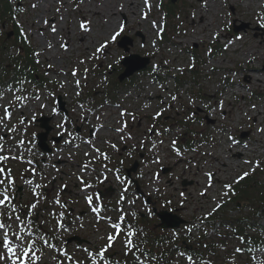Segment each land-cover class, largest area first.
I'll return each instance as SVG.
<instances>
[{"label": "rangeland", "instance_id": "374dc122", "mask_svg": "<svg viewBox=\"0 0 264 264\" xmlns=\"http://www.w3.org/2000/svg\"><path fill=\"white\" fill-rule=\"evenodd\" d=\"M169 1L14 0V6L19 4L15 23L23 30L29 45L35 50L37 76L41 78V85L30 82L15 85L11 82L0 87V142H5V146L1 148L5 152L2 155L7 157L3 164L6 173L11 168L13 185H17H14V189L10 186L4 189L5 184H0L2 191L6 190L11 198L10 202L0 207V218L4 219L2 222L6 225L4 229H0V241L5 239L6 233L7 238L16 245L19 243L16 237L20 236L27 247L37 237V227L42 229L46 237L47 234L56 236L55 242L53 239L52 243L39 252L41 261L31 259L30 264H96L95 258L85 249L100 252L109 244V235L115 239L105 253L112 252L114 257V253H119L122 258L130 253L129 245L126 246L128 238H117L106 222L95 221L97 217L91 213L84 217L80 212L89 210V202L85 196L92 192L89 183H95L96 179L102 177L97 173L103 166L101 162L105 160L102 152L110 153L109 145H113V142L118 146L132 143L129 127L131 124L137 126L139 119H142L143 129H147V134L155 115L179 117L175 114L176 110L181 112L186 109L185 116L181 118L184 120L189 119V114L193 111L203 110L201 115L217 121L214 126L196 120L190 125L203 133L199 137H193L200 141L197 153L186 155L185 160L193 156L195 161L192 162L200 167L205 164L202 171L206 176L195 168H186L187 161L175 165L176 174L187 182L184 186L187 191L182 194L183 197L181 193L177 194V190L181 188L180 180L176 181L174 178L167 186L164 181H167L168 175L156 179L155 187L159 195L166 198L169 190L172 192L174 205L182 200L185 202L186 212L180 211L184 217L195 221L196 217L210 213L214 205H219L222 201L219 189H224L222 183H233L243 171L252 174L254 165L246 164L245 160H261L263 168L252 174V180L264 183V29H261L264 25L258 19L264 14V0H251L247 7L244 6L245 0H215L217 14L209 0L206 6L205 0H177L173 4L175 14L167 17L163 5L168 7ZM124 9L126 13L123 12ZM201 15L205 16V26H201ZM82 23L87 30L80 27ZM121 26L123 31H120ZM241 27L244 28L238 33L233 31L234 28ZM8 30L3 29L0 24V38ZM116 32H120V35L113 41L111 37ZM121 35L132 42L131 46L128 45L129 53L118 46ZM101 44H106V47L98 51ZM215 47L220 48L215 51ZM15 53L16 48L9 50V54ZM131 54L150 58L148 68L126 79L121 85L117 84L118 88H112L111 83L122 73L121 61ZM192 68L197 74V84L191 73H185ZM4 77L0 70V80ZM179 77L184 81V89L177 86L176 79ZM75 87L85 89L86 93L99 92L100 100L105 99L109 93L113 101L108 100L107 104L98 105L95 102L98 97L90 99L88 96H80V91ZM197 91L207 98L201 100L195 96ZM59 97L69 109L71 120H64L65 115L60 114L62 111L56 112L55 100ZM83 97L91 101L84 102L80 99ZM168 104L172 107L174 104V109L167 110L170 107ZM7 106L12 109L9 120L3 115ZM41 114L52 116L51 124L54 126L63 122L65 125L69 124L70 128L72 124L82 125L84 128L102 127L100 130L95 129V137L87 135L91 143L87 139L85 141L89 144L78 143L79 148H84L85 144L96 145L90 153L92 155L98 150L94 159H98L101 164L98 167L91 164L97 172L93 171L92 166L86 169L88 166L83 157L88 146L83 151L66 146L42 160L46 156L34 142L36 134L41 131L35 125V120ZM123 116L128 118L124 127L118 123L119 120H124ZM114 129H125L128 132L118 135ZM57 132L54 131L53 134ZM173 132L179 134L185 131L176 127ZM245 133H248L247 138L242 139L241 135ZM164 138L166 145L162 144L160 147V143L156 146L149 145L147 138V151L151 156L158 154L161 149L163 164L172 166L177 159L167 156L172 148L169 136ZM171 138L179 141L180 136ZM35 167L40 169L42 175L38 177L41 178L38 181L39 191L41 184L47 181H52L56 188L67 186L68 189L62 196L64 200L59 206L56 202L50 209L49 204H54L53 200H47L40 192L35 194L33 186L37 185H33L32 177H28L30 169ZM149 171L154 178L160 168L148 160L144 163L143 175ZM210 172L214 174L215 184H211L209 190L206 178ZM20 173L26 174V177ZM0 180L6 182L11 179L0 174ZM106 186H110V182ZM144 186L148 187V184L145 183ZM17 187H23V194L15 191ZM112 188L111 196L117 198V184ZM202 192L207 194L204 196ZM63 201H67L66 207L63 206ZM161 202L165 204L166 199ZM33 204L36 205L35 208L31 207ZM114 204L118 208L116 201ZM69 208L74 210L73 224L70 223L72 220L63 217L69 212ZM136 208L137 211L141 209L139 206ZM58 209L59 213L53 212ZM233 216H239L238 212ZM108 217L117 219L118 209L110 211ZM156 222L157 220L151 219L146 223L154 225ZM253 223L260 229L264 226V218L255 217ZM218 232H224V229L214 230L215 234ZM194 235L197 236V233L194 232ZM68 239L71 242H67ZM235 249H238L237 244L227 247L226 251L219 250L218 264H264V251L256 252L253 254L256 258L252 257L250 260L245 254L237 256ZM0 255L8 256L3 243H0ZM16 255L22 256L20 248H17ZM234 256L235 261H230ZM12 259L8 256L0 264H12ZM127 260V264L133 263L130 258ZM138 264L145 263L139 260ZM174 264L184 262L176 256Z\"/></svg>", "mask_w": 264, "mask_h": 264}, {"label": "flooded vegetation", "instance_id": "af4514ba", "mask_svg": "<svg viewBox=\"0 0 264 264\" xmlns=\"http://www.w3.org/2000/svg\"><path fill=\"white\" fill-rule=\"evenodd\" d=\"M181 89H183L182 87H180ZM195 96L197 95L199 98L202 99H206L207 97L205 96V94H202L201 92L197 91L196 94H194ZM179 100V99H178ZM166 104V103H165ZM164 104V105H165ZM173 107L171 106V104H168V106H170L167 110H171L174 109V104H172ZM180 106H182V104H180ZM186 109L182 110L181 112H179L178 110L175 111L176 116L179 117H169V116H165L163 118L158 117L157 115L155 116L154 119H152L151 121V126L148 129L149 133L147 134L146 130L143 129L144 124L142 123V119H139V122L137 123V126H134V124H131L129 127V135L132 137V139H130V141L132 143L130 144H123V145H117V144H111L109 146L110 148V153L108 152V161H107V166L105 167V171L107 170H112L114 177L115 175H118L120 179H127L128 181L130 180H140L141 178V170H142V162L147 160V144L145 143V140L148 138L149 145H154L156 144L157 141V137L163 133L164 129L166 127L169 128V130L171 132H173V126L176 127H180L182 128L183 126H185L187 128V130H192L191 133H187V137H182L183 141L189 140V142H191L193 145L198 146V144L200 143V141L196 138L193 137H199V135H202V130H194L192 128L191 123L193 121H199V122H204L206 123V125L208 126H214L216 125L217 121H214L213 119L209 118V116L207 115H201L203 114V110H197V111H193L191 114L186 115L189 116V119L191 118V120L189 121V119L184 120L181 119L182 117L185 116L186 114ZM135 114H133L134 116ZM133 121V120H132ZM162 121V122H161ZM124 124V122H123ZM184 128V127H183ZM185 129V128H184ZM55 130V129H54ZM84 129H80L79 131L76 129L74 133H72V136L74 137V140L77 139H83V135H85L84 133ZM54 132V131H53ZM128 130H123L121 131V133L119 135H122L123 133H127ZM89 135L92 137L93 136V131L91 130L89 132ZM142 135H144V137H142ZM53 136L50 135V138H52ZM134 137V138H133ZM138 163V168L136 169V171H134L132 173L131 176L128 175V170L130 168H132V166L135 163ZM152 162L156 163L157 162V158H155V156H153L152 158ZM172 173V172H171ZM173 179H169L167 184H171V181ZM250 188H253L252 186H250ZM105 192H111L112 190H110V187H106V183L102 184V189H100V193H102V191ZM183 190V189H181ZM185 191V189H184ZM247 195H249L248 191L246 192ZM111 195V193H110ZM249 199H251L250 196H247V202H246V208L247 211L249 210L250 207V202ZM137 202V200H136ZM157 202V201H156ZM240 207H243L244 205L242 203H239ZM248 214V212H247Z\"/></svg>", "mask_w": 264, "mask_h": 264}, {"label": "trees", "instance_id": "16d2710c", "mask_svg": "<svg viewBox=\"0 0 264 264\" xmlns=\"http://www.w3.org/2000/svg\"><path fill=\"white\" fill-rule=\"evenodd\" d=\"M167 9L169 16L175 14V8L171 5V2H169ZM8 13H10V7L4 4L0 12V20L7 19L8 17L12 19L10 15L8 16ZM15 33V42L19 44V31L15 29ZM20 41L22 46L21 49H19L15 55L9 56L7 55L8 50L5 48V41L3 42L0 40V69L7 74V77L14 76L16 80L26 78L27 81L37 82L35 74L36 63L32 54V49L22 38ZM8 71L9 73H7ZM189 72L193 74V76L196 75L194 68L189 70ZM178 82L182 83L180 79H178ZM263 192L264 191H262V195L258 199L261 205L260 208H264ZM140 244L141 247H143L142 253L148 258L153 259L155 264H170V246H168L167 237L163 235V233L160 231L145 233V235L140 238Z\"/></svg>", "mask_w": 264, "mask_h": 264}, {"label": "snow or ice", "instance_id": "6c2138e0", "mask_svg": "<svg viewBox=\"0 0 264 264\" xmlns=\"http://www.w3.org/2000/svg\"><path fill=\"white\" fill-rule=\"evenodd\" d=\"M206 4H207V0H205V6H206ZM33 7H35V5H33ZM258 19H259V22L262 25H264V15L259 16ZM80 27L82 29L87 30L86 27H85V25L83 23L80 25ZM53 31H55V28H53ZM120 31H123V26H121ZM119 35H120V32H116L114 35H112L111 39L113 41H115L116 40V37L119 36ZM241 39H242V37H241ZM104 47H106V44H101L100 49H98V51L103 50ZM17 99H19V97H17ZM4 113L8 117H10V115H11L8 112V109L7 108L4 109ZM5 159H7V157L0 156V160H5ZM256 163H257V167H259V162L257 161ZM4 171L5 170L3 168H0V174H3ZM209 176H211V173H209ZM247 176H248V173L245 172L241 177H239V179H244ZM9 182L12 183L13 181L10 180ZM3 183H4V181L3 180H0V184H3ZM226 187L230 189L231 188V185H226ZM91 199L92 198L89 197V202H91ZM10 200H11V198L7 194H5L3 196V198L0 199V205H5L6 202H10ZM31 207L32 208H35L36 205L33 204V205H31ZM94 211H96V209H94ZM121 220H123V217H121ZM5 227H6V225L3 222H0V229H4ZM112 227L114 229H120V224H118V223L117 224H113ZM118 234L119 233H117V235ZM16 239L19 241V243L16 244V245H13L12 240L11 239H8L7 238V234L5 233V239L3 241H0V243H3V247L7 250V253L8 254H11V256L13 257L12 264H29V260H30L29 253H32V256L33 257L35 256V253L32 252L31 244H29L26 247L25 246V242H24V240H23L22 237L17 236ZM114 239H115L114 236L109 235V237H108L109 244L104 249H101L100 250V252H99V255L100 256H103L104 255V252L107 250V248L108 247H111V243H112V241ZM240 239L243 240V237H241ZM32 243H34V242H32ZM128 245H131V240H128L127 241V245L126 246H128ZM17 248H20L21 249V251L23 253L22 256L16 255ZM85 251H87V249H85ZM237 251L238 252H241V251H243V249H237ZM7 259H8V256L7 255H0V261H4V260H7ZM189 259H191V258L189 257Z\"/></svg>", "mask_w": 264, "mask_h": 264}, {"label": "water", "instance_id": "95a60500", "mask_svg": "<svg viewBox=\"0 0 264 264\" xmlns=\"http://www.w3.org/2000/svg\"><path fill=\"white\" fill-rule=\"evenodd\" d=\"M173 2H176V0H172ZM238 31V29H237ZM128 40L127 38H123L119 42V46L123 48L126 52L130 51V48L128 45H131V40H128V43H125V41ZM150 60L148 58H143L139 55L131 54L130 56L126 57L124 61L122 62L125 70L120 76V81H124L126 78L131 77L136 72L144 70L147 68ZM40 127L45 129L46 131L39 134V145L40 147H43L44 149L47 148L46 140L49 132L51 131V127L49 126L50 118H41L39 120ZM159 216L162 220L161 227L163 228H175L179 227L180 224L183 222L182 220L178 219L177 217L167 213V212H161L159 213ZM81 241V240H80Z\"/></svg>", "mask_w": 264, "mask_h": 264}, {"label": "bare ground", "instance_id": "6f19581e", "mask_svg": "<svg viewBox=\"0 0 264 264\" xmlns=\"http://www.w3.org/2000/svg\"><path fill=\"white\" fill-rule=\"evenodd\" d=\"M250 2H251V0H245L244 1V6L245 7H247V6H249V4H250ZM209 3H210V6L212 7L213 6V11H214V13L215 14H217V10H216V8L214 7V4H215V0H209ZM212 4V5H211ZM130 6H132V4H130ZM138 6H140V5H138ZM151 8V7H150ZM130 8L128 7V10H129ZM123 12L124 13H126L127 11H126V9H124L123 10ZM143 12H141V14H142ZM200 22H201V26H205L206 25V20H205V16L204 15H201V17H200ZM209 26V25H208ZM244 27H241V28H238L239 30H241V29H243Z\"/></svg>", "mask_w": 264, "mask_h": 264}]
</instances>
